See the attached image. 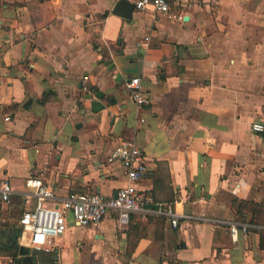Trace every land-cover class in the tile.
Returning a JSON list of instances; mask_svg holds the SVG:
<instances>
[{"label": "crops", "instance_id": "1", "mask_svg": "<svg viewBox=\"0 0 264 264\" xmlns=\"http://www.w3.org/2000/svg\"><path fill=\"white\" fill-rule=\"evenodd\" d=\"M117 2L0 0V178L115 194L127 179L108 156L129 137L157 207L125 224L115 210L97 225L68 215L63 235L0 264H264V232L232 239L218 222L235 219V198L264 200V131L251 128L264 124V0H173L181 20ZM167 205L192 216L172 227ZM22 211L18 195L0 203V238L18 241Z\"/></svg>", "mask_w": 264, "mask_h": 264}, {"label": "built area", "instance_id": "2", "mask_svg": "<svg viewBox=\"0 0 264 264\" xmlns=\"http://www.w3.org/2000/svg\"><path fill=\"white\" fill-rule=\"evenodd\" d=\"M138 10H151L154 14L166 15L171 19L181 20L183 13L173 9V0H128ZM179 0H177L178 2ZM148 39V37H145ZM127 86L131 90L137 105L148 101L143 90L140 77L133 76ZM86 88V86L84 87ZM5 119H9L6 115ZM254 131H264V124L254 121ZM110 161L118 160L124 170L127 183L117 189L115 194L105 195L99 191H70L63 196L57 195L53 188L39 176H29L24 181V188L16 189L9 178H0V203L8 204L14 195L22 199L23 211L19 216V241L22 247L44 246L63 235L67 228V216L71 215L76 224L97 225L110 210L118 213L120 223H127L133 211H144L152 197L137 188V182L145 175L147 163L140 146L134 138H120L114 143L108 156ZM162 213L170 225L176 227L181 217H191L176 209L175 205H167ZM203 218V217H202ZM205 218V217H204ZM228 225L232 239L238 232L246 233L251 229L264 232V224L236 219L221 221Z\"/></svg>", "mask_w": 264, "mask_h": 264}, {"label": "trees", "instance_id": "3", "mask_svg": "<svg viewBox=\"0 0 264 264\" xmlns=\"http://www.w3.org/2000/svg\"><path fill=\"white\" fill-rule=\"evenodd\" d=\"M232 206L234 207V216L236 220L264 224V200L258 202L252 199L235 198L232 200ZM11 246L15 248L13 254H16L19 250L25 249V247L21 248V246H19L17 239L14 240Z\"/></svg>", "mask_w": 264, "mask_h": 264}, {"label": "water", "instance_id": "4", "mask_svg": "<svg viewBox=\"0 0 264 264\" xmlns=\"http://www.w3.org/2000/svg\"><path fill=\"white\" fill-rule=\"evenodd\" d=\"M122 3H127L128 6H129V9L134 7V4L132 2H130V1H128V0H118V2H117V8ZM95 96L98 97V98L101 97L102 96V92H100V91L96 92L95 93ZM91 106H92V108L94 110H99V109H101V108L104 107L103 103L101 101H99V99H93L91 101ZM148 206L157 207L156 204H151V203H149ZM21 248H22V246H21ZM30 259H31V264H60L57 261V258L56 257H54L53 260H46V259L45 260H39L36 257V263L34 262V258L33 257L30 258Z\"/></svg>", "mask_w": 264, "mask_h": 264}, {"label": "rangeland", "instance_id": "5", "mask_svg": "<svg viewBox=\"0 0 264 264\" xmlns=\"http://www.w3.org/2000/svg\"><path fill=\"white\" fill-rule=\"evenodd\" d=\"M18 216V215H16ZM18 238V243L19 245H22L20 242H19V237ZM13 241V238H0V254H3V255H9L11 256V254L14 256L16 254H13V251L15 250V248H12L11 245H9V243H11ZM13 243V242H12ZM11 246V247H10ZM26 261V259H25ZM28 261V260H27ZM30 261V260H29Z\"/></svg>", "mask_w": 264, "mask_h": 264}]
</instances>
